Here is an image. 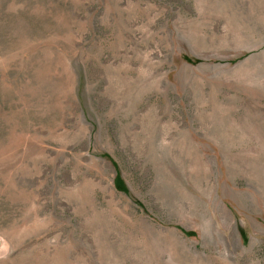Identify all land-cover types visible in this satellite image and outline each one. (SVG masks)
I'll return each instance as SVG.
<instances>
[{
  "label": "rangeland",
  "instance_id": "rangeland-1",
  "mask_svg": "<svg viewBox=\"0 0 264 264\" xmlns=\"http://www.w3.org/2000/svg\"><path fill=\"white\" fill-rule=\"evenodd\" d=\"M0 264H264V0H0Z\"/></svg>",
  "mask_w": 264,
  "mask_h": 264
},
{
  "label": "trees",
  "instance_id": "trees-1",
  "mask_svg": "<svg viewBox=\"0 0 264 264\" xmlns=\"http://www.w3.org/2000/svg\"><path fill=\"white\" fill-rule=\"evenodd\" d=\"M116 185L119 186V187H117L119 191H122V192H124V193H127V192H128L127 189L125 188V186L123 185V183L121 182V179H120V178H117V179H116ZM121 185H122L124 188L121 187Z\"/></svg>",
  "mask_w": 264,
  "mask_h": 264
}]
</instances>
